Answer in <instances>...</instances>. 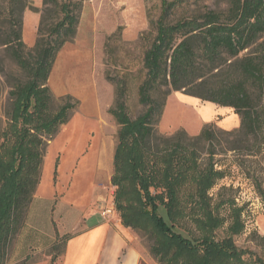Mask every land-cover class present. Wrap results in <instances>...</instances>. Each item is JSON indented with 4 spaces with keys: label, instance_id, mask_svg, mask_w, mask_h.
Returning <instances> with one entry per match:
<instances>
[{
    "label": "trees",
    "instance_id": "16d2710c",
    "mask_svg": "<svg viewBox=\"0 0 264 264\" xmlns=\"http://www.w3.org/2000/svg\"><path fill=\"white\" fill-rule=\"evenodd\" d=\"M0 1L5 12L0 14V47L26 78L9 93V132L16 134L7 161L1 158L6 140L0 142V264H5L7 247L23 228L40 183L47 143L78 106L67 96L54 109L47 85L56 56L74 37L78 21L72 13L74 0H42L44 8L52 4L63 17L50 30L41 17L35 44L28 50L22 41V14L38 10L27 0ZM263 2L230 0L226 13L205 9L198 16L173 20L181 1L161 0L137 92L143 112L135 119L128 112L124 77L106 76L114 84L109 114L118 126L111 177L114 209L124 228L151 240L150 253L161 264H248L231 239L243 233V209L228 195L229 188L221 187L215 195L210 191L225 177L216 156L264 155V38H258L264 33ZM181 91L233 110L239 127L224 131L209 124L196 136L183 129L160 133L166 100ZM30 100L34 125L29 132L17 130V114ZM235 163L245 172L243 162ZM252 183L264 205L262 183L253 178ZM220 229L226 236L216 241Z\"/></svg>",
    "mask_w": 264,
    "mask_h": 264
},
{
    "label": "rangeland",
    "instance_id": "374dc122",
    "mask_svg": "<svg viewBox=\"0 0 264 264\" xmlns=\"http://www.w3.org/2000/svg\"><path fill=\"white\" fill-rule=\"evenodd\" d=\"M27 1L38 10L34 13L26 9L22 14V41L30 50L37 38L40 18H43L45 28L50 30L63 14L52 4L44 8L42 0L37 5L35 2L38 0ZM180 1L173 20L198 16L205 9L223 14L230 2ZM74 2L76 5L72 13L78 21L75 35L58 52L47 85L54 99V109L67 96L77 101L78 106L68 123L60 127L57 135L47 143L40 183L27 209L23 228L7 247L5 264H20L24 260L26 264H50L52 260L53 264L61 263L68 238L78 232L77 224L81 220L101 218L103 210L111 206L114 209L115 187L111 185V177L118 126L109 114L114 102V84L107 81L106 76L112 79L124 77L128 88L127 108L132 119L143 112L138 104L137 92L145 76L143 56L155 37L151 22H155L160 15L161 0ZM3 6L0 1V14H5ZM25 12L39 16L35 27L28 18L24 22ZM0 22H4V15L0 17ZM258 38H264V33ZM25 81L24 73L9 53L0 47V142L6 140L1 154L4 161L10 156L9 148L15 142L16 134L9 132L12 110L9 93ZM189 100H192L191 103L185 102ZM32 114L30 100L28 107L17 114L19 119L14 121L17 130L30 131L34 125ZM198 115H202L203 119L200 120ZM233 116H236V122L232 123ZM26 119L31 122L25 123ZM209 124L216 129L231 131L239 127L240 119L229 108L181 91L172 92L167 98L157 128L163 134L183 129L188 135L196 136L202 127ZM242 157L226 152L214 158L224 170L225 177L210 191V195H215L221 187L231 190L228 195L243 209L241 220L244 224L241 235L231 236L232 243L235 249L244 252L242 258L248 264H264V205L252 183V178L257 179L264 188V155ZM236 161L243 162L245 172L236 166ZM103 220L114 224L120 221V217L114 209L112 217ZM129 230L140 256L138 264H161L150 253L151 240ZM225 236V229H220L215 240L221 241Z\"/></svg>",
    "mask_w": 264,
    "mask_h": 264
},
{
    "label": "crops",
    "instance_id": "0c3cea01",
    "mask_svg": "<svg viewBox=\"0 0 264 264\" xmlns=\"http://www.w3.org/2000/svg\"><path fill=\"white\" fill-rule=\"evenodd\" d=\"M38 3L40 0L35 2ZM26 18L33 27L38 24L37 14L25 12L24 22ZM174 99L177 101V97ZM233 122L236 116L232 117ZM77 227L78 232L68 240L59 264H138L140 256L134 248V236L119 220L111 224L102 217L90 218L81 220Z\"/></svg>",
    "mask_w": 264,
    "mask_h": 264
},
{
    "label": "built area",
    "instance_id": "2783aa9c",
    "mask_svg": "<svg viewBox=\"0 0 264 264\" xmlns=\"http://www.w3.org/2000/svg\"><path fill=\"white\" fill-rule=\"evenodd\" d=\"M113 214H114V209L111 206L110 209L103 210L102 217L105 219H110V217H112Z\"/></svg>",
    "mask_w": 264,
    "mask_h": 264
},
{
    "label": "bare ground",
    "instance_id": "6f19581e",
    "mask_svg": "<svg viewBox=\"0 0 264 264\" xmlns=\"http://www.w3.org/2000/svg\"><path fill=\"white\" fill-rule=\"evenodd\" d=\"M80 55V54H79ZM81 56V55H80ZM78 57V56H77ZM85 60V59H84ZM81 66V65H80ZM69 77V76H68ZM185 102H191L190 100L189 101H185ZM198 117L200 118V120H202V115H198ZM200 122V121H199ZM104 170V169H103ZM100 172V171H99ZM106 173V172H105ZM104 175V174H103ZM101 176V175H100Z\"/></svg>",
    "mask_w": 264,
    "mask_h": 264
}]
</instances>
